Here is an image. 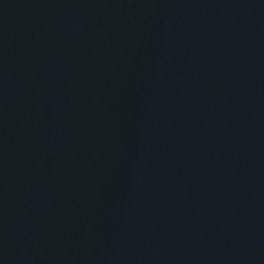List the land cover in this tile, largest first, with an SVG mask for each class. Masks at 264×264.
Listing matches in <instances>:
<instances>
[{
  "label": "water",
  "instance_id": "95a60500",
  "mask_svg": "<svg viewBox=\"0 0 264 264\" xmlns=\"http://www.w3.org/2000/svg\"><path fill=\"white\" fill-rule=\"evenodd\" d=\"M0 264H264V0H0Z\"/></svg>",
  "mask_w": 264,
  "mask_h": 264
}]
</instances>
